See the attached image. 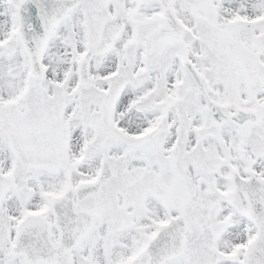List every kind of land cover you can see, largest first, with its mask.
Segmentation results:
<instances>
[{"label": "snow or ice", "instance_id": "1", "mask_svg": "<svg viewBox=\"0 0 264 264\" xmlns=\"http://www.w3.org/2000/svg\"><path fill=\"white\" fill-rule=\"evenodd\" d=\"M0 264H264V0H0Z\"/></svg>", "mask_w": 264, "mask_h": 264}]
</instances>
